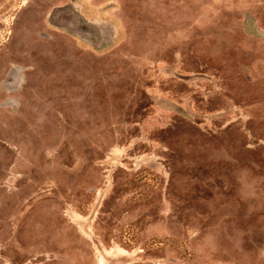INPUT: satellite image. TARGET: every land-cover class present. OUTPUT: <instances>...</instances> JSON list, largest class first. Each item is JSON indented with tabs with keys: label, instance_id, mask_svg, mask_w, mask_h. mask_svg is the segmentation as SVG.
I'll return each instance as SVG.
<instances>
[{
	"label": "rangeland",
	"instance_id": "rangeland-1",
	"mask_svg": "<svg viewBox=\"0 0 264 264\" xmlns=\"http://www.w3.org/2000/svg\"><path fill=\"white\" fill-rule=\"evenodd\" d=\"M0 264H264V0H0Z\"/></svg>",
	"mask_w": 264,
	"mask_h": 264
}]
</instances>
